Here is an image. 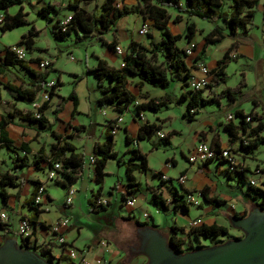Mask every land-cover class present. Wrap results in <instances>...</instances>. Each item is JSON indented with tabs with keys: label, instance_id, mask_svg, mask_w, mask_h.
<instances>
[{
	"label": "crops",
	"instance_id": "obj_1",
	"mask_svg": "<svg viewBox=\"0 0 264 264\" xmlns=\"http://www.w3.org/2000/svg\"><path fill=\"white\" fill-rule=\"evenodd\" d=\"M43 3H49L55 6L54 2L49 0H46ZM118 4L120 6L125 5L130 7L136 4V0H119ZM40 5V3L35 4L34 8L37 9ZM256 6L261 13L264 11V1L258 2ZM179 7L180 9L183 7V0L179 1ZM168 12L170 15L167 22L169 32L173 35H183L185 31L186 15L177 9H170ZM131 16H133V19L131 20L132 22H124L122 19L126 18V16L121 17L116 22L113 29L107 32L110 38L106 39L103 36L105 41L110 42L114 39L116 45L121 46L122 41L126 40L125 46H122V48L125 49L129 39H133L145 46H147L150 40L153 42L158 40L157 31L151 27V22L149 20L143 21L139 14H131ZM175 16H178L177 21L173 20ZM195 18L196 17L189 18V20L194 23L196 29L193 38L189 41L194 43L193 52L191 55L184 57L185 65L192 75H199L197 69L199 64L205 65L208 69L212 68L215 61L222 56L223 52L232 43L236 45L232 51V53H235L236 59L243 56L241 48L246 47L244 44H249V46H251L252 50L255 52L256 59L258 52H260L261 48H264V22H262L259 32L251 31L249 26L246 29L245 34L240 35L237 31L234 37L230 36L229 43L220 49L221 55L219 57H215L209 62H206L202 57H198L200 58V60H198L197 53L202 45V35L207 33L213 25H219V21L217 19H212L207 21V25L205 27H201L196 25ZM134 23H138L139 27L141 24H147L150 37L147 36L146 39L138 40L133 34V28H130L131 25L133 27ZM47 31L49 32L48 26ZM26 32H22L21 34ZM20 36L17 40H19ZM37 36L38 32L33 36L31 50H28L27 53V60H31L29 61L28 67L38 70L34 65L35 62L32 61L35 59H46L50 63L48 75L49 80L54 81L58 78L62 84L63 81L61 80L60 74L61 70L59 69V66H57L58 52L60 51L57 50V52H48L47 48L37 44ZM199 38L200 41H198ZM181 40H183L182 44L176 45L178 48L184 49L189 42H187L185 38H181ZM248 40H250V42H248ZM209 45L205 48V56L208 52ZM6 46L0 48V62L4 56V49ZM97 58L103 59L107 65L113 68H119L122 57L117 55L108 47L106 56L95 57L91 62L85 57L84 67L86 68L88 74L86 77L79 76V80L73 81L75 85L73 90L76 96V104L74 105L73 101L70 98H67V95L70 92L63 95L60 93V89L57 88L55 90L56 94L52 96L47 104V107L43 110V115L46 117L47 123L51 125V129L62 139L71 143L76 152H81L84 156L83 165L81 169L74 174V178L68 180L69 178L67 179L64 174L59 173L55 181L46 179V169L49 166L47 160L51 157L49 147L55 141L48 129L45 127H39L32 122L21 120L17 115H14L12 121L7 125V135L12 144L17 147L21 143H26V146L29 148V152L26 154L28 159H30L31 155L39 156L40 154L41 160L38 163V167L40 168L38 170L31 164L27 167H19L11 170L13 161L4 149H0V171L8 170L9 172L17 175L20 179L18 187L8 188L7 191L9 196L7 200L5 202H0V211H6L9 215L6 227L7 230L3 231L0 228V243L5 237H16L19 241V237L16 233L17 229L14 231L12 227L10 213L13 211L16 214L17 224L20 217L30 215L29 209L25 211H23L24 209H17L18 207H26L23 204V201L30 196L36 183L43 186L44 200L42 201V205H46L47 210H41L35 218L44 224L59 217L67 216L63 209L71 206L74 198L79 194H83L86 200L90 197V195L96 190L97 185L94 181L93 169L91 165L88 164L87 159L89 156L93 155V143H101L104 140L106 126H108L111 122L115 125V130L113 132V150H115L118 155H122L121 159L124 161L128 159L129 149L131 148V144H125L124 138L127 136L129 139H133L136 136L138 128L143 122L155 125L159 131L165 133L166 138L162 139L157 137L155 133H151L148 137L137 140L135 149L140 155L144 156L146 161V170L144 172H140L138 170H133L131 172L133 177L132 183L134 184L131 193L132 197H129L134 199V204L131 207L122 204L120 200V194L129 189L124 167L122 165H116L113 159L107 160L104 167L105 176L101 184L99 197L105 198L106 193H108L109 196L113 195L116 199L118 197L117 205L119 209L118 214L108 213L106 214L107 216L113 217V220L118 218L124 221L126 220L121 217L130 216L131 219L146 222L148 225L154 224L155 228L164 234L168 232V228L172 225L178 229H182V232H177V235L183 238L184 241H188V243L191 244H201V239L206 238L205 236L194 237L193 234L186 232L187 224L194 219H200L201 224L204 225L216 224L226 227L227 233L231 234V230H233V228L228 223V215H241L246 213L247 209L252 206L253 202L249 198L248 208L235 203L231 189L235 187L242 191V187L234 185L235 180L226 173V165L223 161L208 159L204 162L189 163L187 161V156L192 151L198 140H204L211 146L220 148L230 144L232 150L236 153L238 160L247 169L252 170L254 167L258 166L257 160H254L253 158L254 153H244L238 147L240 139L244 136V134H241V130L237 127L238 120H236V118H232L230 121L233 129L232 137L229 136L227 130L225 129L226 121L224 120V117L227 114L234 113L236 110H240L242 113L245 112L239 107L233 109V111H227L225 113L217 112L215 114H204L202 110H199V112L190 120L187 118L185 112L186 99L179 100L177 97L178 93L180 94L184 91V89L181 88V82L179 80H176L174 83L175 88L173 91L169 92L167 89L168 87L157 88L147 83H143L138 86L137 78H130L127 84V90L134 97V101L129 104L125 110L117 112L110 106L99 107L97 106V99L101 94L99 92L97 78L91 71H89V69H92L95 66ZM71 73H73L71 74L73 76L78 75L76 70ZM53 77H55V79H53ZM29 79L30 77L26 70L20 66H6L3 69L0 73V117L6 116L8 113H12L14 109L22 114L26 112L33 113L36 106L43 101V91L38 92L35 99L32 102H29L15 99L14 93L4 86L5 83H8L15 86L25 87L28 85ZM81 79H84L86 84L82 87L78 86ZM208 79L210 84L212 82L211 75H209ZM104 83V79H101L100 84L105 85ZM84 87H87L88 89L86 93L82 92ZM226 87L228 86L225 84L210 86V90L206 93L205 91H202L198 95V98L201 97L206 99L214 97L217 110H219L221 107L229 104V98L226 97L225 94L221 93V91ZM78 90L81 91V94H79ZM148 98L162 101L164 106L159 108L156 112L149 111V113H146L145 110H141L137 114L135 105L145 102ZM251 100L254 102L255 99L251 98ZM59 102L62 103L61 109L57 112L56 116H54L53 111L54 109H57V103ZM206 106H209V104L201 107V109L206 108ZM80 116L83 117L81 118ZM117 118H121V120L117 122ZM173 120H180V122L188 124L187 133H183L182 129L172 126L171 122ZM118 135H120V138L122 139L121 150H116L114 148L115 140ZM176 138H178V142L173 144V142L176 141ZM175 145H178V152L172 150V147ZM169 149H171V152L167 151ZM158 156H161V158L159 160V164L156 165L154 161ZM108 164L110 167L107 170ZM111 166L115 167L112 168ZM156 173H162L171 178V180L161 181L157 175H154ZM180 174L185 175V182L182 185L177 183L175 180V178ZM111 175H115V178H110V181L106 184L107 177H110ZM256 176L258 178L257 181L264 180V172L256 174ZM61 182L65 185L70 184L75 190L72 195L73 199L69 205L64 204L65 188L60 185ZM223 185H225V188L222 187ZM58 186L64 193L61 206L56 205L54 197L49 191L52 187L58 188ZM151 188H157L160 192L161 198L165 201V203H167V209L159 210L151 203L149 191ZM205 188L207 197H216L218 200L217 203L205 201L201 196L198 206L184 205L182 197L180 196L183 194V191H200ZM175 194L178 197L176 200H173V195ZM109 203L110 201L108 199V204ZM121 210H124V212L120 213ZM143 213L146 214L145 217L143 216ZM153 213L162 215V221L160 220L159 222H162L161 226H159V223L155 220ZM67 217L70 219L69 216ZM166 217H168V222ZM109 225L113 227V221L110 220ZM63 236L67 243L72 246L73 244L75 245L74 241L78 236L77 227H74L69 222L63 231ZM31 237L32 238L30 240L32 242V248L36 252H39L41 248H45L44 246H46V249H48L47 255L51 256L52 262L57 264H69L67 257L64 253H61L62 248L57 244V236L55 234H49L44 227L36 226ZM207 238H211L210 244H213L214 240L217 239L212 236ZM98 239L99 240H97L96 246H90V244L87 243L84 244L85 246L83 248L87 249L86 257L88 260H92L96 257H106L109 264H144L145 257L143 255L134 254L130 257H126L123 250L118 248L115 244V247L110 249V244L112 243L110 240L105 241L101 237ZM103 245H107L108 255H105V248L102 247ZM75 248H77V246Z\"/></svg>",
	"mask_w": 264,
	"mask_h": 264
},
{
	"label": "trees",
	"instance_id": "obj_2",
	"mask_svg": "<svg viewBox=\"0 0 264 264\" xmlns=\"http://www.w3.org/2000/svg\"><path fill=\"white\" fill-rule=\"evenodd\" d=\"M179 1L180 0H136L135 5L128 7L125 5H117V0H68L67 6L70 10L67 12L66 16H70V18L64 24L62 21L66 16L63 18L57 17L54 20L47 16L49 12L56 13L58 11L57 7L52 4H42L37 8L36 13L47 21L52 20L50 31L54 38H64L66 35H69L71 31L75 32L76 37L80 36V34L81 36L94 35L98 41L112 50L116 45L115 40L112 39L110 42H106L103 35L113 29L116 22L121 17L131 14H139L143 21L149 20L151 22V27L157 31V41L153 42L150 40L147 46H145L133 39H129L121 58L123 62L122 66L119 68H113L107 65L103 59L97 58L95 66L92 69H89V71H91L97 78L98 88L101 94L97 99V106H110L117 112H121L134 101V97L127 90V84L130 78H137L138 86L147 83L153 87L167 88L173 76L176 80L181 82V88L184 89V91L180 93L178 99H186L185 112L187 118L191 120L192 117L199 112L201 107L206 104L215 103V98H198L202 89L192 90L188 87V79L192 74L189 72L184 62V57L186 55L183 49L177 47L176 41L185 38V40L189 42L193 38L196 29L194 23L190 21L189 18L197 17L207 21L217 19L223 22V26L213 25L207 33L202 35V45L197 53L198 58L201 57V54L205 51L207 45L216 44L225 36L234 37L237 31L241 34H245L247 27L252 23L253 9L258 4L259 0H227V8H224L225 0H183V7L181 9L179 7ZM21 2L22 0H0V14L2 15V22L0 23L1 31L12 29L26 22L24 17L25 13L22 11L21 6H19L13 14L7 13V8L9 6L13 4L20 5ZM91 2H99L98 11L91 12L86 9L85 5ZM170 9H177L186 15L185 31L183 35H173L169 32L167 22L170 18L168 12ZM173 20L177 21L178 16H175ZM262 20V22H264V11L262 12ZM35 34H37V31L29 29L26 33L21 34L19 40L14 44L23 45L28 53V50H31L33 43L32 38ZM145 35L150 37L148 31ZM235 47V44H230L223 52L222 56L215 61L214 66L208 70V74L212 77V82L211 84L207 83L206 86L210 87L226 83L227 74L225 73V67L229 59L235 58V53L234 57L231 56ZM4 51V56L0 62V73L6 66L17 65L24 68L30 77L29 83L25 87L15 86L8 83L4 84L8 90L14 93L15 99L32 102L40 91L46 92V99L35 108L33 113L26 112L22 114L14 109L12 113L0 117V149H4L13 161L11 170L19 167H27L29 164L33 165L38 170L40 169L38 167V163L41 160L40 154L39 156L31 155L30 159H28L26 154H28L29 148L26 146V143H21L17 147L14 146L8 138L6 127L12 121L14 115H17L21 120L32 122L39 127H45L55 139L49 147L51 157L47 160L49 164L47 169L51 168L53 163L58 162L59 169L56 171L57 176L59 173H62L67 179L69 178L68 180H71L74 178V174L81 169L84 162V156L81 152H76L71 143L56 134L51 129V125L47 123L46 117L43 115V110L47 107L52 96L56 94L55 90L61 85V82L56 78L50 87H45V83L49 81L47 80L50 70L49 65L42 70H34L28 67L29 61H31L30 59L26 61L18 59L9 49V46H6ZM198 60H200V58H198ZM37 61L38 59H35L32 62ZM103 78H106L108 81L105 85L100 84V80H103ZM244 85L245 83L241 80L234 87L224 88L221 93L225 94V96L231 100H235L240 95V89ZM67 98H70L74 105L76 104L74 90L70 91ZM61 105V102L57 103V109H54L53 111L54 116H56L57 112L61 109ZM163 106L164 103L162 101L148 98L145 102L136 104L135 110L137 114L141 110L156 112ZM35 114H38L37 117ZM246 116L249 117L248 121H245ZM233 117L238 120L237 127L241 130V134H244L238 144L239 149L244 153H254L258 145L264 143L263 117L252 109L247 113H242L240 110H236L233 113ZM230 121L231 120L226 121L225 129L229 136L232 137L233 129ZM112 124L113 123L111 122L106 126L104 140L101 143L94 142L92 147L93 162L90 165L93 169L94 181L97 187L86 200L92 210L104 208L108 204V200L106 199L104 205L96 206L95 200L101 198L99 196L101 184L105 176L104 167L109 159H113L116 165H122L124 167L129 189L120 194L122 204H124L127 198L130 196L132 197L131 193L134 184L132 183L133 177L131 172L133 170H138L140 172L146 170L144 156L140 155L135 149L136 142L137 140L148 137L151 133H155L158 130L155 125L143 122L133 139H129L125 136L124 142L125 144H131V148L129 149L128 159L124 161L121 159L122 155H118L117 152L113 150V133H111ZM164 138H166V135L162 139ZM211 148L217 150L219 147L211 146ZM232 151L234 152V150ZM214 159L223 161L226 165V173L235 180L234 185L241 187V182L246 184V190L244 193L249 196L253 204L258 205L260 208H264V190H261L248 182V173H253V170L247 169L244 166L240 171H231L227 169V164L224 159L215 156L210 160ZM261 172H264V167ZM161 174L162 173H156L154 175H157L160 179L159 176ZM56 178L52 180L55 181ZM19 180L20 179L17 175L8 170L0 171V202H5L7 200L9 196L7 191L8 188L18 187ZM60 185L65 188V192L66 188L71 186L70 184L65 185L63 182H61ZM37 186L39 185L36 183L30 196L23 201V204L30 210V215L20 217V219L25 217L33 226L36 227V224L39 223V226L45 228L44 223L35 218L41 211L39 205L33 202L32 197ZM149 191L151 203L159 210L167 209V203L161 198L160 192L157 188H151ZM251 191L253 194H251ZM186 193H189V190L183 191V194L180 195L182 197V202L184 205H191L185 201ZM201 196L205 201L213 203L218 202L216 197H207L206 188L200 190V197ZM177 197L176 194L173 195V200H176ZM243 215H245V213L240 216ZM121 218L132 223L135 227L148 225L146 222L131 219L130 216ZM8 220L9 219H7L6 223H0L1 230H7L6 227ZM150 226L155 227L154 224H151ZM32 231H34V229H32ZM177 232L181 233L182 229H178L171 225L168 228V232L165 234L167 242L173 250L184 252L193 248L205 247V245L202 244L193 245L188 243V241H184L183 238L177 235ZM186 232L193 234L194 237H216L217 239H215L213 243H220L228 238L240 237L229 236L226 227L216 224L204 225L200 223L197 226L189 228ZM221 236L222 238H220ZM218 238H220V240H218ZM19 241L20 244L25 247L32 246V242H29L27 238L21 239L19 237ZM44 247L45 248L40 249L39 253L44 256L47 261H51V256L47 255L48 249H46V246Z\"/></svg>",
	"mask_w": 264,
	"mask_h": 264
},
{
	"label": "rangeland",
	"instance_id": "obj_3",
	"mask_svg": "<svg viewBox=\"0 0 264 264\" xmlns=\"http://www.w3.org/2000/svg\"><path fill=\"white\" fill-rule=\"evenodd\" d=\"M46 0H22L21 4H13L7 8L8 14H13L19 6L22 7V11L25 13V20L26 22L20 24L12 29H8L5 31L0 30V48L6 45H12L16 42L18 37L22 32H26L29 29H35L38 32L37 36V44L42 47L47 48L48 52H58V59H57V66L61 70V80L63 83L58 87L60 89V93L63 95L68 94L71 90L75 87L74 80H79V76H85L88 74L86 68L84 67L85 57L88 61H93L95 57L106 56L107 46L102 44L100 41L96 39L94 35L88 36H75V32L71 31L69 35H66L64 38H54L50 29L52 20L57 17L63 18L66 16L67 12L70 10L67 6V0H49L54 2L55 6L57 7L58 11L56 13L49 12L47 14L48 17H51V21L45 20L43 17L39 16L36 13V8H34L35 4H44ZM264 0H259L261 2ZM227 0H225L224 8H227ZM98 4L99 2H91L85 5L86 9L91 12L98 11ZM40 5V6H41ZM39 6V7H40ZM38 7V8H39ZM254 13L252 17V23L249 25L251 31L259 32L261 25H262V13L258 9L257 6L254 7ZM133 16L127 15L126 18L122 19V21H131ZM196 19V25L205 27L207 25V20H203L200 18ZM219 21V25L223 26V22ZM132 22V21H131ZM47 26L48 30L47 31ZM248 26V27H249ZM247 27V28H248ZM130 28H133V34L138 40H143L147 38V35H142L138 33L139 24L134 23L133 27L131 25ZM240 33V32H239ZM240 35H242L240 33ZM106 39H109V34L105 33L103 35ZM253 36V35H250ZM255 37V36H253ZM230 36L224 37L220 42L216 44L209 45L208 52L205 56V52L201 54V57L204 58L206 62L213 60L215 57H219L221 55L220 49L226 46L229 43ZM200 41V38L198 39ZM253 41V40H252ZM183 40L179 39L176 41V44H182ZM250 42V40H248ZM254 42V41H253ZM126 40L122 41V45L125 46ZM246 47H242L243 56H240L238 59L231 58L227 62L225 67V73L227 74V80L225 85L228 87H234L238 84L239 81H243L245 85L240 89V95L235 99L231 100L229 98V104L221 107L217 110V106L215 103H210L209 106L206 108H202L200 110L203 111L204 114L210 113L215 114L217 112L225 113L227 111H233L235 108H241L245 113L250 111L251 109L255 111L257 114H260L264 119V48H261L260 52H258L257 59L255 58V52L252 50L249 44H244ZM123 49V48H122ZM72 56L74 59H70L69 57ZM73 70V71H72ZM76 70L77 76H73L71 72ZM53 73V72H50ZM80 74V75H79ZM91 75V74H89ZM53 76V75H52ZM51 76V77H52ZM84 78V77H83ZM55 79V77H53ZM104 79V84H107V79ZM49 80V77L47 78ZM86 80V79H85ZM176 79L172 76L171 81L168 85V91L172 92L175 88L174 83ZM211 84V83H210ZM86 85L84 79L79 81L78 86ZM210 87L206 86L202 89V91L208 92ZM88 91L87 87H84L82 92L86 93ZM79 94H81L79 91ZM179 93L177 97H179ZM208 95V94H207ZM241 96V97H240ZM251 98H254L251 100ZM228 99V98H227ZM106 107V106H103ZM146 113H149L148 110H145ZM212 111V112H210ZM49 113V112H48ZM233 114V113H231ZM81 118L83 116H80ZM225 118V117H224ZM172 126H175L178 129H182L183 133H187L188 131V124L185 122H180V120H173L171 122ZM178 142V138L173 144ZM122 147V139L120 135L117 136L115 140L114 148L116 150H121ZM172 150L178 152V145L172 147ZM171 152V149L167 150ZM85 152V151H84ZM161 156L155 158L154 163L157 165L159 164ZM254 160H257V165L264 167V143L258 145L256 150L254 151L253 155ZM162 160V159H161ZM109 164L107 165V170L109 169ZM112 167V166H111ZM113 166L112 168H114ZM253 167V166H251ZM119 175V174H118ZM111 179L115 178V175H111L107 177L106 184ZM248 178L253 179L257 182L258 178L254 173H248ZM222 187L225 188V185ZM241 190L237 188H232L231 193L234 196V201L238 205L245 206L248 208L249 206V196L244 193L246 190V184L241 182ZM51 195L54 197V201L57 206L62 205L63 199V190L58 186V188L52 187L50 190ZM108 192V191H107ZM251 194L253 192L251 191ZM119 196V195H118ZM105 198L110 203L107 204L104 208H99L98 210L90 209L89 205L87 204L86 199L84 198L83 194H79L74 198V201L71 206L65 207L63 209L64 213L70 217V223L77 227L78 229V236L76 237L73 244L74 247L81 249L85 245L90 244V246H96L98 238H103L105 241L110 240L112 243L110 244V249L114 248V244L121 249H127L130 245H132L133 241H137L135 238L136 235V227L128 222L121 219L116 218L113 220V217L106 216V214L117 213L118 214V205L117 199L108 193L105 194ZM73 199V198H72ZM61 208V207H59ZM27 210L26 207H18L17 210ZM248 210V209H247ZM6 212V211H5ZM123 213L124 210H121L120 213ZM12 219V227L15 231L17 229V217L16 214L12 211L11 213ZM106 216V217H105ZM155 220L159 223L162 215H157L153 213ZM168 222V217H166ZM110 220L113 221V227H111ZM162 221V220H161ZM162 222L159 223L161 226ZM74 231V230H73ZM229 236H241V232L237 229L231 230V234ZM222 238V236L220 237ZM218 238V240H220ZM211 238H202L201 244L208 246L210 245ZM195 245V243H193ZM102 247L105 248V255H108V248L107 245H103ZM106 258V257H105ZM107 259V258H106ZM125 261V260H124Z\"/></svg>",
	"mask_w": 264,
	"mask_h": 264
},
{
	"label": "water",
	"instance_id": "obj_4",
	"mask_svg": "<svg viewBox=\"0 0 264 264\" xmlns=\"http://www.w3.org/2000/svg\"><path fill=\"white\" fill-rule=\"evenodd\" d=\"M227 219L241 232L240 237L184 252L173 250L157 228L138 226L135 254L145 257L144 264H264V208L253 204L245 215L231 214ZM0 264L52 263L34 249L20 245L16 237H5L0 243Z\"/></svg>",
	"mask_w": 264,
	"mask_h": 264
},
{
	"label": "built area",
	"instance_id": "obj_5",
	"mask_svg": "<svg viewBox=\"0 0 264 264\" xmlns=\"http://www.w3.org/2000/svg\"><path fill=\"white\" fill-rule=\"evenodd\" d=\"M119 2V0H117ZM119 5V4H117ZM70 16H66V18L62 21L64 24ZM2 22V15L0 14V23ZM148 31L147 24H141V26L138 28V33L145 35ZM194 48V43L189 42L187 43L186 47L183 49L184 53L186 56H189L192 54ZM9 49L14 53V55L21 60L26 61L27 60V51L25 50L23 45H16L12 44L9 45ZM113 51L117 54L120 55L121 57L124 54V49H122L119 45H115ZM231 56L234 57V53H231ZM70 59H73L72 56L69 57ZM35 67L38 70H42L46 68L49 65V62L46 59H40L37 62L34 63ZM123 65L122 60L120 61V66ZM199 75H191L190 78L188 79V87L192 90H198V89H203L207 83H209V74H208V68L203 65L199 64L197 66ZM53 84L52 80H49L45 83V87H50ZM43 100L46 99V92L43 91ZM37 107V106H36ZM38 114H35L37 117ZM233 115L231 113L227 114L224 118L225 121L231 120ZM121 118H117L116 121L119 122ZM249 117H245V121H248ZM115 130V125H112L111 133H113ZM156 136L159 138L165 137V133L162 131L157 130L155 132ZM245 143V142H243ZM217 156L218 158L224 159L227 164V169L231 171H240L243 169L244 165L238 160L237 155L232 151V147L230 144H227L226 146L222 148H218L217 150L211 148L208 142L204 140H198L197 143L194 145L192 151L188 154L187 156V161L189 163H194V162H204L208 159L214 158ZM88 164H91L93 162V157L89 156L87 159ZM59 169V163L55 162L52 164V167L46 170V179L52 180L55 179L57 176V170ZM263 169L262 166H257L254 167L253 173L259 174L261 173V170ZM160 179L163 181H170L171 178L167 177L164 174H161ZM175 180L179 184H183L185 182V175L180 174L178 175ZM249 184L254 185L258 187L261 190H264V180H259L255 182L253 179L249 178L248 179ZM74 188L72 186H69L66 188V192L64 195V204L69 205L72 201V195L74 193ZM200 191H193L189 190V193L185 194V201L191 205H198L200 203ZM44 200L43 196V186L39 185L37 186L35 193L33 195V202L37 205H39V208L42 211L47 210L46 205H42V201ZM106 203L105 198H98L95 200V205H104ZM126 206H132L134 204V199L133 198H127L124 202ZM143 216L145 217L146 214L143 213ZM8 219V215L5 211H0V223H6ZM201 223L200 219H194L190 221L186 229L188 230L191 227L197 226L198 224ZM69 224V218L67 216H62L59 217L51 222H48L44 224L45 229L49 234H55L56 237V242L59 246H61L62 250L61 253H64V255L67 257L69 260L70 264H109L108 259L103 258V257H96L92 260H88L86 257V252L87 249L85 248H75L69 243L66 242L63 236V231ZM36 226H39V223L36 224ZM35 226H33L27 218H21L18 221L17 224V230L16 233L18 237L21 239L27 238L29 242H31V236L33 234L32 229H34Z\"/></svg>",
	"mask_w": 264,
	"mask_h": 264
},
{
	"label": "flooded vegetation",
	"instance_id": "obj_6",
	"mask_svg": "<svg viewBox=\"0 0 264 264\" xmlns=\"http://www.w3.org/2000/svg\"><path fill=\"white\" fill-rule=\"evenodd\" d=\"M135 238H136V236H135ZM20 245H21V244H20ZM23 246H24V245H23ZM27 248H31V249H33L32 246H29V247H27ZM136 248H137L136 241H133V242H132V245H130L127 249H122V250H123V253L125 254L126 257H130V256H132V255L135 254V252H136ZM37 253L40 254L39 252H37ZM41 256H42V255H41ZM43 257H44V256H43ZM44 258H45V257H44ZM48 262L54 264V262H52V260H51V261H48ZM56 264H57V263H56Z\"/></svg>",
	"mask_w": 264,
	"mask_h": 264
}]
</instances>
